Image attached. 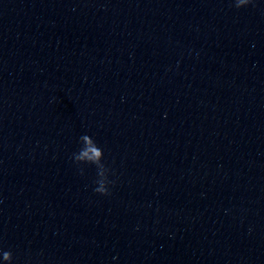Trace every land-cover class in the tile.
I'll return each instance as SVG.
<instances>
[{"label":"water","instance_id":"95a60500","mask_svg":"<svg viewBox=\"0 0 264 264\" xmlns=\"http://www.w3.org/2000/svg\"><path fill=\"white\" fill-rule=\"evenodd\" d=\"M234 5L0 0V264L62 263L97 170L112 180ZM85 135L98 162L72 158Z\"/></svg>","mask_w":264,"mask_h":264},{"label":"clouds","instance_id":"9594fccd","mask_svg":"<svg viewBox=\"0 0 264 264\" xmlns=\"http://www.w3.org/2000/svg\"><path fill=\"white\" fill-rule=\"evenodd\" d=\"M250 3H252V0H235V7L239 9L249 5ZM80 139L84 142V144L78 152L73 153V160L75 162H81L80 164H85L87 162H98L99 158L101 157L102 150L96 146V144L89 136L85 135L82 136ZM82 172L83 170L81 169V173ZM103 175L104 173L98 169V179L95 181L98 186L94 189V191L101 195H108V185L111 184L112 181H110L109 179H107V181H105L104 179H100V177H102ZM2 258L5 262H9L10 264L12 260V253L9 251H4L2 254Z\"/></svg>","mask_w":264,"mask_h":264}]
</instances>
